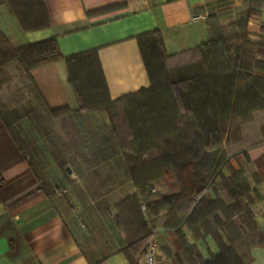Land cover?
<instances>
[{"label": "crops", "instance_id": "0c3cea01", "mask_svg": "<svg viewBox=\"0 0 264 264\" xmlns=\"http://www.w3.org/2000/svg\"><path fill=\"white\" fill-rule=\"evenodd\" d=\"M44 1L46 27L26 30L3 3L0 31L14 47L54 38L66 57L97 50L113 99L150 87L139 44L146 33H161L173 67L188 63L214 26L248 17L250 38L264 39V0ZM20 72L15 63L0 69V103L11 114L0 108V264H132L129 234L117 217L139 190L109 115L78 110L65 60L34 68L25 89L11 91ZM60 108L69 111L55 115ZM262 126L259 111L229 149L222 175L244 172L264 231V142L256 144ZM158 223L152 222L157 236L164 235ZM187 233L205 257L208 244L217 253L210 239L195 241ZM251 264H264V245L253 249Z\"/></svg>", "mask_w": 264, "mask_h": 264}, {"label": "trees", "instance_id": "16d2710c", "mask_svg": "<svg viewBox=\"0 0 264 264\" xmlns=\"http://www.w3.org/2000/svg\"><path fill=\"white\" fill-rule=\"evenodd\" d=\"M3 3L11 5L26 30L48 25L44 0H0ZM261 40L257 44L250 40L248 17L232 27L214 26L210 40L194 51L192 59L173 67V56L167 53L161 33H146L139 44L151 85L118 99L110 95L97 50L66 57L54 38L14 47L0 31V69L19 62L31 78L34 68L65 60L79 111L106 112L114 131L118 129L115 108L123 105L127 113H133L128 114L132 137L119 144L139 196L125 200L117 217L129 234L125 251L132 264H138L147 252L154 238L152 222L163 212L167 217L164 230L178 241L175 255L166 251L174 264H251L253 249L264 245V231L255 222L244 172L224 177L222 167L229 149L245 137L257 113L264 111ZM68 111L60 108L53 113ZM186 127L191 129V140L180 147L170 138L184 135ZM259 132L256 144L264 142V126ZM155 133L168 139L159 147L160 154L147 162L132 163ZM172 169L179 175L172 177ZM218 177L226 190L224 198L215 184ZM166 179H175L179 188L160 194L153 182ZM187 231L195 241L210 239L217 253L205 257ZM158 264H167V260L160 259Z\"/></svg>", "mask_w": 264, "mask_h": 264}, {"label": "rangeland", "instance_id": "374dc122", "mask_svg": "<svg viewBox=\"0 0 264 264\" xmlns=\"http://www.w3.org/2000/svg\"><path fill=\"white\" fill-rule=\"evenodd\" d=\"M250 40L255 44L262 41L261 39H252V38H250ZM258 56H260V55H258ZM14 63L16 64L17 69L21 71L20 73L22 75H20V76L15 75L13 77V80L10 84V90L12 91L14 89H22V88L25 89L26 83H29V81H31V78L28 75L27 71L23 68V66L21 64H19V62H14ZM0 106L3 108V111L6 115V117L11 118L10 112L6 108H4L2 103H0ZM113 112L118 114L115 121H114L117 124V128H118L116 131H114L118 142L120 143V140L129 141L131 139L132 135H131V131H130L131 127L128 123V118H129V115L133 116V113H127V111H125V108L123 107V105H120V107L115 108V110H113ZM134 116H135V114H134ZM111 124H112V122H111ZM130 124L133 127V129H135V127L133 126V124L131 122H130ZM112 128H113V126H112ZM19 131H20V129H19ZM181 131H183V130H181ZM183 132H185V134L182 135L181 137L180 136H177V137L174 136V137L170 138V140L176 142L177 145L180 147H182V144H187L191 140V129L186 127V129ZM176 133H178V131ZM155 134L156 135H151L146 139L148 146L145 147L141 151V154L138 156V158L136 160L134 159V161H132V163H136L138 161L147 162V161L154 159L156 156H158L160 154L161 149L159 147L165 145L168 139L166 137H164L161 133H155ZM119 146H120V144H119ZM120 148H121V146H120ZM187 154H189V151H186V155ZM178 171H180V170H178ZM171 173H172V177L179 175L178 174L179 172H175L173 169H172ZM173 181H169V180L167 181V179H166V180H163L162 182L159 183L158 181L155 180L153 182V185H154L156 191L159 192L160 194H162L165 190L167 192H171V191H174L177 188H179V183H177L175 181V179H173ZM215 184L221 193L223 190L222 189L223 184H222L221 177H218L215 179ZM211 194L213 196L212 192H211ZM156 220L159 221L158 225H161V227H163L164 223L167 220L166 212H163L158 218H156ZM156 227H155V225H152V229H154L153 230L154 238H153L152 242L153 241L156 242L157 251H158L157 264H158V262H160V259H162L164 261L167 260V264H174L173 260H170L168 258L166 251L167 250L171 251L172 255L176 254V252H177L176 244L178 242L177 237L174 236L172 233L167 232V231L164 234L165 236L163 234L157 236L158 231L156 230ZM210 247H211V244H208L207 253L209 255H211V252H209ZM138 264H142L141 261Z\"/></svg>", "mask_w": 264, "mask_h": 264}, {"label": "built area", "instance_id": "2783aa9c", "mask_svg": "<svg viewBox=\"0 0 264 264\" xmlns=\"http://www.w3.org/2000/svg\"><path fill=\"white\" fill-rule=\"evenodd\" d=\"M200 18V16H196L195 19ZM157 246L156 242L153 241L149 246L147 252L144 254L143 258L141 259L142 264H157Z\"/></svg>", "mask_w": 264, "mask_h": 264}]
</instances>
